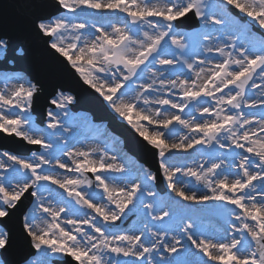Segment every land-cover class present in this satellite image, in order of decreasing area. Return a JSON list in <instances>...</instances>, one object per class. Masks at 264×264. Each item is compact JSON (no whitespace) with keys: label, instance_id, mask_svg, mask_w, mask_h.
Returning a JSON list of instances; mask_svg holds the SVG:
<instances>
[{"label":"snow or ice","instance_id":"obj_1","mask_svg":"<svg viewBox=\"0 0 264 264\" xmlns=\"http://www.w3.org/2000/svg\"><path fill=\"white\" fill-rule=\"evenodd\" d=\"M30 7L38 10L31 24L45 53L158 150L171 193L206 208L160 198L147 168L77 147L83 141L70 92L57 91L46 127L35 125L40 80L0 71V132L44 149L32 152L35 160L2 153L11 163L0 159V264H52V254L66 257L64 264H264V0ZM88 10L123 17L97 19ZM9 54L25 52L5 32L0 64ZM182 129L187 134L174 139ZM197 146L207 159L176 163V152ZM29 198L19 234L28 250L17 255L8 224ZM205 211L222 224H206Z\"/></svg>","mask_w":264,"mask_h":264},{"label":"water","instance_id":"obj_2","mask_svg":"<svg viewBox=\"0 0 264 264\" xmlns=\"http://www.w3.org/2000/svg\"><path fill=\"white\" fill-rule=\"evenodd\" d=\"M16 5H18L16 0H0V33L4 34L8 32L14 37V40L16 36L25 35L24 27L28 25L29 22V25L32 27L31 21L36 13V9L30 7V5L29 10H22L23 12H19L16 10ZM26 5L28 6V4ZM38 51H42V48H39Z\"/></svg>","mask_w":264,"mask_h":264},{"label":"rangeland","instance_id":"obj_3","mask_svg":"<svg viewBox=\"0 0 264 264\" xmlns=\"http://www.w3.org/2000/svg\"><path fill=\"white\" fill-rule=\"evenodd\" d=\"M119 16H121V17H123V14H118ZM184 31V30H183ZM70 108H71V106H70ZM49 109H51V110H53V111H56V109L53 107V108H49ZM71 111H72V113L73 114H75V115H77L80 119H82L83 121H87L88 120V113H85L86 115H83L84 114V112H81V111H73L72 110V108H71ZM80 114H81V116H80ZM31 115H32V120H33V123L35 124V125H38L39 127H41L37 122H36V116L35 115H33L32 113H31ZM45 127H46V125H45ZM42 149V148H41ZM3 151V150H2ZM36 153L37 152H39V151H35ZM130 158H132L131 159V162L133 163V164H135V166L137 165V167H144V168H147V169H149L147 166H145L143 163H141V162H139L134 156H129ZM23 158V157H22ZM25 159H27V158H25ZM135 160V161H134ZM196 161V163L198 162V158L197 159H190L189 161H190V163H193V161ZM6 163H11L10 161H6ZM150 170V169H149ZM57 171H59V172H64V170H61V169H58V168H54L53 169V173L54 172H57ZM150 171H152V170H150ZM153 172V171H152ZM111 175H113V174H111ZM116 175H120V174H116ZM163 182H164V184H165V186L167 187V184H166V182L164 181V178H163ZM191 185V184H190ZM189 185V186H190ZM153 189L156 191L157 190V187H156V181L153 183ZM55 187V186H54ZM57 187V188H56ZM55 188H56V190L57 191H60V192H62V190H60V189H58V186H56ZM202 188V187H201ZM205 191H206V189H204ZM170 191V190H169ZM157 192V191H156ZM167 197H172L173 199H176V200H180V201H182L181 200V198L180 197H178V196H176L174 193H171L170 192V195L169 196H167ZM150 199V198H149ZM183 203V205H187V206H189V207H191L192 205H193V203L192 202H189V201H182ZM195 205V204H194ZM196 206V205H195ZM184 243H187V241H184ZM55 256H57L58 258H62V256H59V255H57V254H54ZM53 264V263H52Z\"/></svg>","mask_w":264,"mask_h":264},{"label":"bare ground","instance_id":"obj_4","mask_svg":"<svg viewBox=\"0 0 264 264\" xmlns=\"http://www.w3.org/2000/svg\"><path fill=\"white\" fill-rule=\"evenodd\" d=\"M88 11L92 12L93 10H88ZM103 12H104V11H101L100 14H98V15H102ZM102 16H103V15H102ZM11 86H15V85H12V84H11ZM82 126H83V125H82ZM84 128H85V127L83 126V128H79V129H83V130H84ZM83 132H84V131H83ZM98 135H99V134H97V133H95V132L84 133V136H86V137H85V139L82 140L83 143H81V144H77L76 146H77V147H96V148H103V149H104V147H103L100 143H102V141L105 139L106 134H105V133H103L102 135L100 134L99 137H98ZM181 135H184V134H181ZM179 136H180V135L176 136L174 139H179ZM96 137H98V138H97V140L95 141ZM114 149H115V150H112V151L110 152L109 155H110V156H111V155H116L118 161L121 162V163H123L122 161H123V157H124V155H123L122 152H124V150L120 149V147H118L117 145L115 146ZM180 152L183 153V151H180ZM33 158H34V157H32L31 160H32ZM0 159H4L5 162L7 161V158H6V157H3V156H2V153H0ZM54 175H62V174H60V173H54ZM53 203H55V202H53Z\"/></svg>","mask_w":264,"mask_h":264}]
</instances>
